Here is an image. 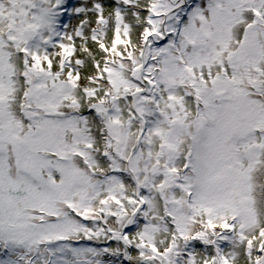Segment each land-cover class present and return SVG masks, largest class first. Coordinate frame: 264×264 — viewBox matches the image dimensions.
Listing matches in <instances>:
<instances>
[{
	"label": "snow or ice",
	"instance_id": "1",
	"mask_svg": "<svg viewBox=\"0 0 264 264\" xmlns=\"http://www.w3.org/2000/svg\"><path fill=\"white\" fill-rule=\"evenodd\" d=\"M0 264H264V0H0Z\"/></svg>",
	"mask_w": 264,
	"mask_h": 264
},
{
	"label": "flooded vegetation",
	"instance_id": "2",
	"mask_svg": "<svg viewBox=\"0 0 264 264\" xmlns=\"http://www.w3.org/2000/svg\"><path fill=\"white\" fill-rule=\"evenodd\" d=\"M73 1H74V0H70V3L73 4ZM76 1H77V0H76ZM78 2H79V1H78ZM74 4H77V3L75 2ZM73 23H75V21H74Z\"/></svg>",
	"mask_w": 264,
	"mask_h": 264
},
{
	"label": "rangeland",
	"instance_id": "3",
	"mask_svg": "<svg viewBox=\"0 0 264 264\" xmlns=\"http://www.w3.org/2000/svg\"><path fill=\"white\" fill-rule=\"evenodd\" d=\"M78 1H79V0H77V1H76V0H74V1H73V4H74L75 2H76V3H79ZM73 22H74V21H73Z\"/></svg>",
	"mask_w": 264,
	"mask_h": 264
}]
</instances>
